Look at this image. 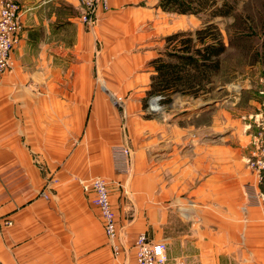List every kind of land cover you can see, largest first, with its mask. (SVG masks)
Wrapping results in <instances>:
<instances>
[{
	"label": "crops",
	"instance_id": "crops-1",
	"mask_svg": "<svg viewBox=\"0 0 264 264\" xmlns=\"http://www.w3.org/2000/svg\"><path fill=\"white\" fill-rule=\"evenodd\" d=\"M21 1L15 65L0 75V264H124L142 231L169 264H264V180L245 162L255 129L242 120L260 108L261 77H235L244 106L216 100L213 79L199 95L163 96L155 116L152 61L202 15L111 0L85 24L77 0ZM124 147L128 171L116 167ZM93 176L109 183L117 258L93 191L73 181Z\"/></svg>",
	"mask_w": 264,
	"mask_h": 264
},
{
	"label": "built area",
	"instance_id": "built-area-1",
	"mask_svg": "<svg viewBox=\"0 0 264 264\" xmlns=\"http://www.w3.org/2000/svg\"><path fill=\"white\" fill-rule=\"evenodd\" d=\"M0 75L5 71L13 69L15 61L12 53L20 40L23 22H22V1L21 0H0ZM82 13V21L85 24H93L98 17L99 11L107 10L111 0H77ZM261 97L260 108L248 115H242V118L248 122L247 129H255V150L245 162L249 168L254 170L259 181L264 180V77L259 79L258 90ZM163 95H151L149 104L150 109L153 103L157 105L158 110L162 108L161 101ZM160 111V110H159ZM156 112V111H155ZM116 154H121V158L116 159V167L120 171H128L130 164V150L127 147L121 150L116 149ZM81 184L88 192L93 191V204L96 205L103 218L105 232L109 241L112 242L114 252L119 254L122 249L120 243V230L117 224V215L110 198L109 183L101 176H93L89 179H81ZM48 198L47 193L44 192ZM260 200L264 201V192L258 194ZM11 222V221H10ZM136 264H169L170 256L167 252V245L163 242L155 241L149 238L146 232H141L135 239ZM184 264V263H178Z\"/></svg>",
	"mask_w": 264,
	"mask_h": 264
},
{
	"label": "trees",
	"instance_id": "trees-1",
	"mask_svg": "<svg viewBox=\"0 0 264 264\" xmlns=\"http://www.w3.org/2000/svg\"><path fill=\"white\" fill-rule=\"evenodd\" d=\"M160 0L159 5L167 11L199 14L210 9L211 19L196 31L176 32L167 36L170 51L168 58L153 60L156 74L152 78L149 95H163L170 102L172 94L199 95L206 84L213 80L222 67V55L227 51L215 17L233 14L236 6L224 0Z\"/></svg>",
	"mask_w": 264,
	"mask_h": 264
},
{
	"label": "rangeland",
	"instance_id": "rangeland-1",
	"mask_svg": "<svg viewBox=\"0 0 264 264\" xmlns=\"http://www.w3.org/2000/svg\"><path fill=\"white\" fill-rule=\"evenodd\" d=\"M223 1L224 0H218L217 2L218 4H221ZM227 1L232 2L234 6H236L235 12L229 16L215 17L217 19L214 18L212 20L213 22H217L227 45V51L222 55L223 65L218 74L213 77V87L215 91L216 89H224V92H221V94L215 92L216 100L225 96L223 101L231 104V102L235 101L237 96L242 95L243 97L244 94L240 92V89L238 88L240 83L239 81H236V76L246 79L247 75L255 76L258 74L260 77H264V0ZM199 14L202 15L203 21L211 19L210 9H204ZM165 45L170 51L168 40H166ZM112 97H114V101L118 103V105L121 104L122 97L116 95ZM240 102H238L237 105L244 106V103L240 105ZM148 106V110L151 113L153 112L155 116L161 115V112L164 111L163 108H161L159 109V112H157L158 110H155V112L150 109L149 103ZM73 179L74 182L81 183V179L83 178L78 179L75 177ZM47 180V186L50 188L51 185L56 184L59 181L58 176L56 175H50ZM120 243L123 246L122 240H120ZM130 247L129 251L124 252L127 260V263L124 264H135L136 248L134 245ZM120 253L121 251L119 252V255H121ZM113 254L115 255V258H117L118 254L114 252V250Z\"/></svg>",
	"mask_w": 264,
	"mask_h": 264
}]
</instances>
